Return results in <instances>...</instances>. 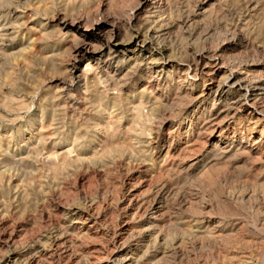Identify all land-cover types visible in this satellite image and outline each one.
<instances>
[{"label":"rangeland","instance_id":"374dc122","mask_svg":"<svg viewBox=\"0 0 264 264\" xmlns=\"http://www.w3.org/2000/svg\"><path fill=\"white\" fill-rule=\"evenodd\" d=\"M0 264H264V0H0Z\"/></svg>","mask_w":264,"mask_h":264}]
</instances>
